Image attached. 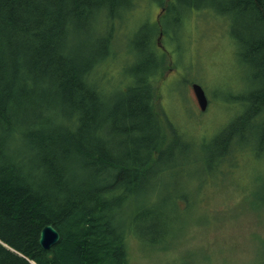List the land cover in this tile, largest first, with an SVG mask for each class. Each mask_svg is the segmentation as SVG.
<instances>
[{
	"label": "trees",
	"instance_id": "16d2710c",
	"mask_svg": "<svg viewBox=\"0 0 264 264\" xmlns=\"http://www.w3.org/2000/svg\"><path fill=\"white\" fill-rule=\"evenodd\" d=\"M139 1L0 0V239L18 252L0 244V264H130L129 236L146 244L152 234L151 248L173 243L181 197L171 190L136 209L166 171H153L164 159L160 22L134 46L144 55L123 90H107L103 72L117 47L114 19ZM204 2L241 19L237 56L260 83L238 97L239 136L209 157L213 170L233 165L238 148L264 154V0L181 6ZM47 223L61 235L49 251L39 243Z\"/></svg>",
	"mask_w": 264,
	"mask_h": 264
},
{
	"label": "rangeland",
	"instance_id": "374dc122",
	"mask_svg": "<svg viewBox=\"0 0 264 264\" xmlns=\"http://www.w3.org/2000/svg\"><path fill=\"white\" fill-rule=\"evenodd\" d=\"M161 1L140 0L135 9L114 19L117 47L103 68L106 89L123 90L131 81L130 68L140 65L144 55L142 48L135 53L134 46L157 34L158 15L169 5L160 18L164 50L158 48L159 57L165 58L157 103L164 159L153 170L166 171L155 179L159 183H150L136 209L145 202H166L173 190L181 197L174 211L176 236L168 249L147 247L152 234L146 236V244L129 236V263L259 264L264 251V154L238 148L233 165L223 163L211 170L208 162L211 155L225 153L220 145L229 137L239 136L244 105L238 97L260 84L237 56L242 21L207 2L184 12L181 0H165L160 6ZM193 82L209 99L205 112L197 103Z\"/></svg>",
	"mask_w": 264,
	"mask_h": 264
},
{
	"label": "water",
	"instance_id": "95a60500",
	"mask_svg": "<svg viewBox=\"0 0 264 264\" xmlns=\"http://www.w3.org/2000/svg\"><path fill=\"white\" fill-rule=\"evenodd\" d=\"M192 87H193V90L195 92V95L197 97V100L199 102L201 109L203 111H205L207 106H208V99L206 97L205 91L197 83H194L192 85ZM60 238H61V235L57 229H55L51 226H47L43 229V231L41 233L40 244H41L42 248H44L45 250H48L54 244L59 242Z\"/></svg>",
	"mask_w": 264,
	"mask_h": 264
},
{
	"label": "bare ground",
	"instance_id": "6f19581e",
	"mask_svg": "<svg viewBox=\"0 0 264 264\" xmlns=\"http://www.w3.org/2000/svg\"><path fill=\"white\" fill-rule=\"evenodd\" d=\"M47 226H51V227L57 229L52 223H47V224H45V225L43 226V228L41 229V232H40V235H39V243H40L41 233H42L43 229H44L45 227H47ZM57 230H58V229H57ZM60 239H61V238H60ZM57 243H58V242H57ZM57 243H56V244H57ZM0 244L6 246V247L9 248L11 251L18 253L14 248H11L9 245H7V244H6L4 241H2L1 239H0ZM56 244H54L50 249H48V250H46V251L51 250ZM40 245H41V244H40ZM41 247H42V246H41ZM42 249H44V248H42ZM44 250H45V249H44ZM19 255L21 256L22 254H19Z\"/></svg>",
	"mask_w": 264,
	"mask_h": 264
}]
</instances>
